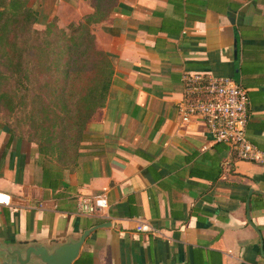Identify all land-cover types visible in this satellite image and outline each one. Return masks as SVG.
Returning <instances> with one entry per match:
<instances>
[{
	"label": "crops",
	"instance_id": "0c3cea01",
	"mask_svg": "<svg viewBox=\"0 0 264 264\" xmlns=\"http://www.w3.org/2000/svg\"><path fill=\"white\" fill-rule=\"evenodd\" d=\"M29 4L40 27L93 12L90 0ZM92 33L113 76L72 162L0 122V246L49 245L105 223L81 246L89 264H264V159H238L178 114L183 73L231 77L247 91L246 135L264 158V0H118ZM83 195L106 208L78 213Z\"/></svg>",
	"mask_w": 264,
	"mask_h": 264
},
{
	"label": "trees",
	"instance_id": "16d2710c",
	"mask_svg": "<svg viewBox=\"0 0 264 264\" xmlns=\"http://www.w3.org/2000/svg\"><path fill=\"white\" fill-rule=\"evenodd\" d=\"M90 2L93 12L69 23L68 31L55 18L40 31L39 12L29 0H0V105L17 117L7 130L61 164L76 157L113 76L109 57L95 47L92 25L106 19L118 0ZM90 261L82 253L74 264Z\"/></svg>",
	"mask_w": 264,
	"mask_h": 264
},
{
	"label": "built area",
	"instance_id": "2783aa9c",
	"mask_svg": "<svg viewBox=\"0 0 264 264\" xmlns=\"http://www.w3.org/2000/svg\"><path fill=\"white\" fill-rule=\"evenodd\" d=\"M183 99L178 106L181 122L199 118L217 142L226 144L235 156L244 161H263L262 153L246 135L249 120V99L246 89L228 76L209 72L183 73ZM0 203L8 204L9 196L0 193ZM107 206L101 195H83L77 199V211L84 215L100 213ZM138 232L155 233L148 223L139 222Z\"/></svg>",
	"mask_w": 264,
	"mask_h": 264
},
{
	"label": "water",
	"instance_id": "95a60500",
	"mask_svg": "<svg viewBox=\"0 0 264 264\" xmlns=\"http://www.w3.org/2000/svg\"><path fill=\"white\" fill-rule=\"evenodd\" d=\"M109 224H97L78 236L53 244L28 243L24 248L1 247V264H73L86 237L95 229Z\"/></svg>",
	"mask_w": 264,
	"mask_h": 264
},
{
	"label": "rangeland",
	"instance_id": "374dc122",
	"mask_svg": "<svg viewBox=\"0 0 264 264\" xmlns=\"http://www.w3.org/2000/svg\"><path fill=\"white\" fill-rule=\"evenodd\" d=\"M55 20L57 22V19L56 18H55ZM67 26L66 27H61V28H64L66 31H68ZM35 28H37L40 31H43L45 29V26H41L40 27V25H35ZM16 120H17L16 115H14L13 113L10 114L8 112V110L5 109V107H3L2 105H0V122L2 124H4L5 126H7V124H10L12 126H16ZM27 129H28V127H27V125H25L23 127V133H24L25 137L27 135ZM17 131H18V129H17Z\"/></svg>",
	"mask_w": 264,
	"mask_h": 264
}]
</instances>
